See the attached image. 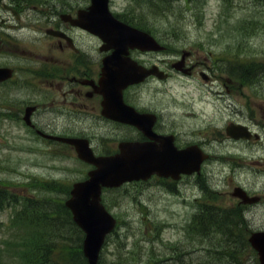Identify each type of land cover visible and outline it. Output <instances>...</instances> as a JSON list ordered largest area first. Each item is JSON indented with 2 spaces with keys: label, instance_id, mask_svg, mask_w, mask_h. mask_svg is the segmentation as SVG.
<instances>
[{
  "label": "flooded vegetation",
  "instance_id": "af4514ba",
  "mask_svg": "<svg viewBox=\"0 0 264 264\" xmlns=\"http://www.w3.org/2000/svg\"><path fill=\"white\" fill-rule=\"evenodd\" d=\"M87 5L88 0H56L46 13H36L38 20L48 22L52 30L45 36L49 46L36 42L32 48L18 47L25 61L15 64V69L25 72L12 83L13 88L2 90L7 115L22 121L30 105L34 110L32 125L27 128L32 133L54 144L64 142L44 134L87 137L97 155L119 153L125 141L144 143L143 148L126 149L133 155L144 151L150 160H160L185 148L194 153L202 148L208 154L199 170L182 173L179 178L153 173L132 184L142 183L145 191L148 186L151 192L163 186L171 206L191 204L197 214L213 204V199L222 200L241 209L251 222L264 206L257 178L246 180L248 173L259 174L264 169V99L259 94L262 89L253 88L252 94L246 91L248 60L232 57L231 42L223 46V56L208 50L212 43L201 40L188 44L164 41L159 51L128 48L121 55L139 69L154 68L155 72L123 89L120 96L117 89H102L100 85L104 60L115 53V43L103 41L73 23L80 8ZM59 31L64 35L53 33ZM29 81L45 82L50 89L44 93L33 84V89L27 91L34 99L21 100L19 96L25 93L24 85ZM169 81H177L176 97L164 87ZM185 84L193 88L184 89ZM70 123L88 131H76L70 125L62 129L63 124ZM229 125L234 126L232 133ZM243 127L251 130L250 138L238 137L246 131ZM250 156L258 159L249 160ZM238 186L250 195L259 194L258 201L242 202L235 195Z\"/></svg>",
  "mask_w": 264,
  "mask_h": 264
},
{
  "label": "rangeland",
  "instance_id": "374dc122",
  "mask_svg": "<svg viewBox=\"0 0 264 264\" xmlns=\"http://www.w3.org/2000/svg\"><path fill=\"white\" fill-rule=\"evenodd\" d=\"M35 4L38 3L30 2V5ZM129 4V0H114L112 5L116 10L124 8H127L126 10H140L141 14L145 16L142 17L143 20L149 23L150 26L153 27V30H156L166 41L177 40L180 44L183 42H185V44L192 43L195 40H201L206 43L210 42L212 46H210L208 50L214 51V54L217 56H223L225 51L223 46L228 47V42H231L233 47H236L233 48L234 51L231 52L232 57L254 61L248 65V70H254L256 75L264 76V0H197V2L193 4L182 1L180 5H178L177 0H175L171 2V6L169 7H165L161 2L155 3L152 9L146 2H142L139 8H128ZM39 8L43 7L39 6ZM162 8L168 9L166 12H162ZM199 8H201L203 12V20L198 19L196 15L200 13L198 11ZM146 10H151V14L146 13ZM197 25H202V28L199 29ZM243 27L245 31H240ZM220 28H223V33L218 31ZM24 39H20V44L23 42H34L32 35L31 39H29L28 36H24ZM43 44L48 47L49 41L46 40ZM174 82L177 84V81ZM236 82L239 83V80ZM249 87L248 85L245 88L250 94ZM192 88L193 86L185 84L184 89ZM261 88L263 90L262 97L264 99V84ZM227 110L229 109L227 108ZM2 129L4 130L2 131ZM0 132L3 135H0L1 142L5 141L6 134H8L7 139L10 138L12 140L11 145H7L9 140L6 141L5 144H0V162L3 163L0 165V178L15 182L17 176L11 170L17 168V156H22V154H17V148L14 146L22 139H14L13 136L14 132L19 133L20 131L17 123L12 121L6 122V125L0 128ZM25 143L27 144V141H25ZM67 151L68 153H72L70 150ZM24 156L26 158L33 157L29 152H24ZM2 160H5L6 163ZM48 161L52 162L53 159H49ZM55 163L60 166H69L72 172L68 170L64 173V168H60L57 173L55 170L41 167L40 174L48 175L52 173L61 175L64 173L63 177L65 174L68 175L67 181H75L80 179L83 172L87 170L85 164L74 158L66 160L57 159ZM24 168L27 170L34 169L29 159H26ZM145 186L146 185L141 186V184L132 185L130 186V190L136 194H142L148 202V209L136 206L129 201H124L122 204L112 209V211L116 213L117 217L120 219L117 232L121 234L123 238H127V243H123V245L132 248V252L135 251L137 253L144 250L142 253L149 254L147 249H149L150 244H153V233L151 232L153 227L156 231L154 238L160 239L159 241H155L156 248L159 249L160 252L162 249L168 250L174 247L175 245L173 243L176 241L181 242L185 239L182 225L188 219L184 216L182 218L178 215L174 216V214H182L184 211L178 209L177 205L171 206L169 203L170 201L167 200L162 193L156 192L157 196H154L150 192L145 191ZM10 190L16 195H18V193L25 195L28 194L29 191V189L24 190L22 187L15 184H13ZM38 194L39 193L36 192V195ZM167 197L170 198V195ZM6 215H8V212L4 211L2 218L6 219ZM154 220L157 222V226L154 225ZM143 228L144 231H142ZM166 244L173 245L167 247ZM106 247L107 248L104 247L102 254L105 258L110 260L115 255L112 251L113 240ZM197 256V254L195 256H189L186 262L194 264L197 260ZM140 258L144 259L142 255ZM191 258L193 259L192 261Z\"/></svg>",
  "mask_w": 264,
  "mask_h": 264
},
{
  "label": "water",
  "instance_id": "95a60500",
  "mask_svg": "<svg viewBox=\"0 0 264 264\" xmlns=\"http://www.w3.org/2000/svg\"><path fill=\"white\" fill-rule=\"evenodd\" d=\"M91 8L104 18H112L108 10V0H93ZM113 22L117 24L114 20ZM88 24L93 29L100 26L96 21L88 22ZM113 32L118 34L114 38L116 41L150 40L149 36L122 23H118L117 27L113 28ZM70 141L76 143L82 158L91 160L97 165L96 169L89 172V179L75 183L72 190L73 196L68 200V205L71 207L76 221L87 233L84 241V252L89 264H98L99 251L105 236L115 224V219L99 203L101 183L117 185L127 179L145 176L148 171L156 168L148 167L147 164L150 161L147 159L131 155L130 152L126 151L115 157L94 158L91 153L80 147L79 140L70 139ZM164 163L162 162L163 166ZM155 165L157 166L156 161ZM250 240L259 250L262 264H264V231L253 233Z\"/></svg>",
  "mask_w": 264,
  "mask_h": 264
},
{
  "label": "trees",
  "instance_id": "16d2710c",
  "mask_svg": "<svg viewBox=\"0 0 264 264\" xmlns=\"http://www.w3.org/2000/svg\"><path fill=\"white\" fill-rule=\"evenodd\" d=\"M24 212L29 213L36 218H43L44 221H49L50 224L55 223L56 221L52 220L54 216H64L68 217V210L66 208H37L33 206L25 207ZM220 219L222 221H217L214 224L202 225V235L210 237L211 234L218 232L221 237H216L215 246L216 253L212 254L215 264H246L243 257L245 252L252 253V248L247 240V237H244L243 230L245 225L240 223H235V221L226 220V214L220 212ZM233 218L239 217L238 214H232ZM204 226L206 228H204ZM69 227L72 228L74 234L78 235V239L72 237L68 239L66 244L58 245L53 249L59 254L61 250L66 251L67 264H88L87 260L82 251V241H83V232L79 229L74 222H69ZM45 229V227H44ZM79 232V234H78ZM230 233L234 234V237L230 236ZM42 243H49V240L43 239ZM51 246H43L41 252L42 254L49 251L48 248ZM46 248V249H45ZM244 251L243 255L242 252ZM55 253V252H53ZM256 261V257L252 256ZM248 263V262H247Z\"/></svg>",
  "mask_w": 264,
  "mask_h": 264
},
{
  "label": "bare ground",
  "instance_id": "6f19581e",
  "mask_svg": "<svg viewBox=\"0 0 264 264\" xmlns=\"http://www.w3.org/2000/svg\"><path fill=\"white\" fill-rule=\"evenodd\" d=\"M54 230L55 231H60V232H64V231H70L72 230V228H70L68 226V221L66 218H62V219H59L57 220L55 223H54ZM50 238V235H46L45 239L48 240Z\"/></svg>",
  "mask_w": 264,
  "mask_h": 264
}]
</instances>
